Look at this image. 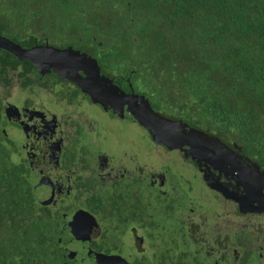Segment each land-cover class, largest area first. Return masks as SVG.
Returning a JSON list of instances; mask_svg holds the SVG:
<instances>
[{
  "label": "trees",
  "instance_id": "16d2710c",
  "mask_svg": "<svg viewBox=\"0 0 264 264\" xmlns=\"http://www.w3.org/2000/svg\"><path fill=\"white\" fill-rule=\"evenodd\" d=\"M0 36L84 55L154 113L264 170V0H0ZM34 67L0 49L3 87L12 77L30 86ZM2 106L0 98V264H64L60 218L12 160Z\"/></svg>",
  "mask_w": 264,
  "mask_h": 264
},
{
  "label": "flooded vegetation",
  "instance_id": "af4514ba",
  "mask_svg": "<svg viewBox=\"0 0 264 264\" xmlns=\"http://www.w3.org/2000/svg\"><path fill=\"white\" fill-rule=\"evenodd\" d=\"M12 75L9 72L7 79ZM32 85L19 87V95H25L19 102L13 97L12 103L8 101L13 85L0 97L2 133L17 149L12 158L17 156L16 163L24 164L32 175L37 203L53 218H60L58 243L67 260L64 264H264V201L255 203L246 195L250 191L245 188L252 190L251 185L238 173L227 169L230 182L235 183L222 192L227 199L221 192L215 194L223 209L216 215L205 205L198 210L193 203L175 202L167 195L165 173L143 168L138 149L130 158L128 152L118 156L84 144L90 131L103 135L106 128L122 124L120 117L87 96L83 100L96 110L98 119L77 111L73 101L81 94L79 88L66 90L65 98L56 99L53 90L22 92ZM28 95L43 96L50 106L37 107ZM121 114L135 120L128 112ZM135 127L139 128L136 123ZM234 155L240 165L264 180L263 169L239 151ZM214 173L216 180L221 179ZM256 192L264 194V190ZM244 228L250 230L245 235ZM240 230V236L235 234ZM225 232L233 239L231 247L222 236Z\"/></svg>",
  "mask_w": 264,
  "mask_h": 264
},
{
  "label": "rangeland",
  "instance_id": "374dc122",
  "mask_svg": "<svg viewBox=\"0 0 264 264\" xmlns=\"http://www.w3.org/2000/svg\"><path fill=\"white\" fill-rule=\"evenodd\" d=\"M31 77L33 80V85L27 88V91L22 92H28V94H47L49 91L51 93V90H53L56 93L54 97H56V99H62L65 98L66 90L70 92L71 89L79 88L77 83H73L70 78H66V76L58 74L57 69L52 67L43 68L42 66H36L34 67V72H32ZM106 78L112 81L111 78L107 76ZM2 88L3 87L0 86V97L5 92H9L8 89ZM19 89V85L15 82L13 84V87L10 89L11 94L8 99L10 103L13 102V98L15 99V102H19L25 97V95H19V92H21V90L19 91ZM80 93L81 94L78 96V98L73 101V103H75L78 108L76 110H85L88 113V117L97 120L98 115L96 110L93 107H90L88 103L83 100L87 98V95L84 94L81 89ZM29 98L33 101L34 104L37 105V107L47 108L48 106H50L49 102L43 96H41L40 98ZM56 108V110L59 109L58 111L61 112V107ZM71 108L72 107H68V109L72 111L73 109H75L74 107L72 109ZM104 110H109V112L114 116L120 117L123 122L122 124L121 122H118L117 124H115V127L106 128V136H104L105 133H103V135H98L95 132L90 131V129H87V131H90L91 137L85 140L84 144L86 146L93 145L104 153L107 152L108 154L109 150L112 153L117 154L118 156L120 153L128 152L130 158L136 152V149H138V151L140 152L139 157L143 159V168L150 171L159 170L165 173L166 179H168L166 191L168 192L167 195L171 200H174L175 202L182 201L183 203H193V207L198 210L200 209L201 205H205L204 207L209 208L212 212H214L211 214L215 215L216 213H219L223 210L221 207H219V197L215 194L217 192H221L220 194H222V192L225 193L226 191L231 189V187L229 186H232V184L235 183L230 182V177L228 174H226V171H228L227 169L222 168V166L218 162L213 160L211 156L202 153L197 149L177 146L154 136L151 131L143 127L136 120L131 119L128 115L121 114L118 109L115 110L114 108L109 107ZM118 120L120 121V119ZM168 120L170 122H178L172 119ZM135 123L139 126L140 129L138 127H135ZM175 127L177 128V126ZM7 130L10 139H13L14 133L11 131V129L9 130L7 128ZM205 136L216 141V139L209 134H205ZM14 140L16 141V139H13V141ZM16 157L17 156H14L12 158L15 163L17 161L15 160ZM213 173L218 174L217 177H220L221 179L216 180ZM245 189L250 191H246V195L255 198V203H262V201H264V194H258V192L255 193V191L251 192L253 190H250L249 188ZM40 193L38 195V198H40L41 201L44 198V195L43 192ZM234 195L235 194L233 193L232 196ZM223 196L224 200L227 199L225 195ZM205 215H207V212L205 213ZM169 225L171 226V224ZM221 225L222 223L219 221L218 226ZM226 227L230 229L228 226ZM242 231H245V233H243L245 235L250 230L246 231V228H244V230ZM227 232H225V234H222V236L224 237L225 241L228 242L229 247H231L233 245V239H228L229 237ZM235 234L240 236L241 230L236 232Z\"/></svg>",
  "mask_w": 264,
  "mask_h": 264
},
{
  "label": "water",
  "instance_id": "95a60500",
  "mask_svg": "<svg viewBox=\"0 0 264 264\" xmlns=\"http://www.w3.org/2000/svg\"><path fill=\"white\" fill-rule=\"evenodd\" d=\"M0 49L13 55L18 61L29 62L43 68H56L58 74H62L77 83L91 101L104 109L112 107L120 112H128L154 136L177 146L197 149L211 156L222 168L238 173L243 181L251 185L252 190H264V180L239 164L234 155L236 149L232 150L227 145L206 137L207 135L205 136L203 132L186 131L181 123L170 122L154 113L146 102L138 101L137 98L120 92L112 81L101 75L97 64L88 60L84 55L49 46L24 49L1 36ZM78 74L84 75V78H81L80 75L78 77Z\"/></svg>",
  "mask_w": 264,
  "mask_h": 264
}]
</instances>
